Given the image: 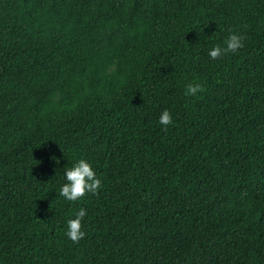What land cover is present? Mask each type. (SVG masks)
Returning a JSON list of instances; mask_svg holds the SVG:
<instances>
[{"label": "trees", "instance_id": "16d2710c", "mask_svg": "<svg viewBox=\"0 0 264 264\" xmlns=\"http://www.w3.org/2000/svg\"><path fill=\"white\" fill-rule=\"evenodd\" d=\"M0 264H264V0H0Z\"/></svg>", "mask_w": 264, "mask_h": 264}, {"label": "clouds", "instance_id": "9594fccd", "mask_svg": "<svg viewBox=\"0 0 264 264\" xmlns=\"http://www.w3.org/2000/svg\"><path fill=\"white\" fill-rule=\"evenodd\" d=\"M244 46V36L232 32L224 41V46L216 45L208 50V56L216 60L228 53H235ZM203 91L200 83H188L185 89L186 96H195ZM167 127L173 123L172 114L167 108L163 109L158 121ZM64 183L60 185L59 195L66 201L72 202L84 197L86 193L95 194L101 187V178L97 175L92 164L85 159L76 160L71 167L63 168ZM87 214L86 209L81 207L74 214V218L67 220L66 236L73 242H77L85 236L82 230V220Z\"/></svg>", "mask_w": 264, "mask_h": 264}]
</instances>
